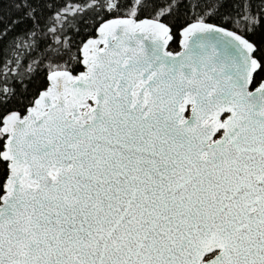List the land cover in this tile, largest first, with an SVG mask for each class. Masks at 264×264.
<instances>
[{"label": "snow or ice", "instance_id": "1", "mask_svg": "<svg viewBox=\"0 0 264 264\" xmlns=\"http://www.w3.org/2000/svg\"><path fill=\"white\" fill-rule=\"evenodd\" d=\"M0 264H264V0H0Z\"/></svg>", "mask_w": 264, "mask_h": 264}]
</instances>
